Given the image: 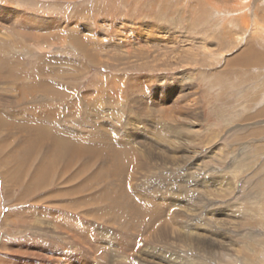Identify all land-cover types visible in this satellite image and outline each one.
Listing matches in <instances>:
<instances>
[{"label":"rangeland","instance_id":"rangeland-1","mask_svg":"<svg viewBox=\"0 0 264 264\" xmlns=\"http://www.w3.org/2000/svg\"><path fill=\"white\" fill-rule=\"evenodd\" d=\"M59 135L99 159L28 195L3 176ZM0 146V264H264V0H0Z\"/></svg>","mask_w":264,"mask_h":264},{"label":"bare ground","instance_id":"bare-ground-1","mask_svg":"<svg viewBox=\"0 0 264 264\" xmlns=\"http://www.w3.org/2000/svg\"><path fill=\"white\" fill-rule=\"evenodd\" d=\"M208 2V1H207ZM207 4V3H206ZM242 3L240 2L239 4H237V6L234 8V10L232 12H240V9H238L240 7ZM244 13V12H243ZM229 16V13L226 12V16ZM238 16L235 18V20L239 23V26L242 28H248L249 27V19L246 18L245 15H241V14H237ZM255 25H259V24H255ZM150 30V29H149ZM164 30V29H163ZM166 30V29H165ZM151 32V31H149ZM161 32V31H160ZM164 32V31H163ZM231 34V33H230ZM167 35V34H166ZM174 35V34H173ZM160 36V35H159ZM166 38V37H165ZM169 38V37H168ZM162 42V45H169L170 43H174L175 39L171 37V39H163L160 40ZM160 44V43H159ZM158 46V45H157ZM90 54V53H89ZM97 57V56H96ZM89 59H93L92 57H89ZM238 63L243 66L246 67L247 66H252V65H256L259 59V51L256 48V44H250L248 47H246V49L243 51V53L239 54L238 57ZM99 60V59H98ZM161 60V59H160ZM95 62V61H94ZM97 62V61H96ZM146 64V63H145ZM252 69V68H251ZM153 71V70H152ZM164 80V79H163ZM143 84L140 85V83H137L138 89H144V88H148L146 84V82L141 81ZM56 85V84H55ZM44 86V85H43ZM47 86V85H46ZM44 86L43 88H45L46 90L40 89L42 91H46L45 93L48 95H50V97H52V95L54 96L55 93L57 95H61L60 91H57V87L56 89H54L51 85V87H46ZM37 88V87H36ZM35 89V88H34ZM38 89V88H37ZM60 89V88H59ZM36 91V90H35ZM41 91V93H42ZM43 92V93H44ZM142 93L144 92L141 91ZM181 93V92H180ZM36 94V93H35ZM147 94H149V90L147 92ZM45 95V94H44ZM48 95V96H49ZM56 95V96H57ZM64 96V95H63ZM150 96V94H149ZM37 97V96H36ZM47 96H44V98H46ZM40 98V97H39ZM54 98V97H52ZM59 98V97H57ZM178 98V96H177ZM184 98V97H183ZM23 99V98H22ZM37 99V98H36ZM49 98H47L48 100ZM61 99V98H60ZM46 100V99H44ZM51 100V99H49ZM55 99L51 100L54 101ZM36 101V100H35ZM50 101V102H51ZM56 101V100H55ZM126 101V100H125ZM135 101V100H133ZM137 101V99H136ZM179 102V100H177ZM183 101V100H182ZM181 101V102H182ZM174 102V101H173ZM39 103V102H37ZM187 103V102H186ZM190 103V102H188ZM187 103V104H188ZM45 104V103H43ZM49 104V103H47ZM172 104V103H171ZM133 105V104H132ZM175 105V104H174ZM190 105V104H189ZM192 105V104H191ZM50 106V105H49ZM176 106V105H175ZM180 106V105H179ZM182 106V105H181ZM168 107V106H167ZM172 107V105H171ZM184 107V106H183ZM188 107V106H186ZM190 107V106H189ZM50 109V107H48ZM52 109V108H51ZM161 110H157V113H159L158 116L162 117L164 116V108L160 107ZM178 109V108H177ZM176 109V110H177ZM184 109V108H183ZM189 109V108H188ZM134 110V109H133ZM51 111L52 114H56L57 111H52V110H48ZM141 111V110H140ZM178 111V110H177ZM188 111V110H187ZM132 112L133 111H129ZM139 112V111H138ZM45 113H48L47 111H45ZM44 113V114H45ZM172 113V112H171ZM170 113V114H171ZM178 113V112H177ZM191 113V112H190ZM44 114H42V116H44ZM93 114V113H92ZM169 114V113H168ZM187 114V112H186ZM167 115V112H166ZM172 115V114H171ZM174 115V114H173ZM172 115V116H173ZM48 116V114L46 115V117L44 119H46ZM179 117V116H178ZM168 118V116H167ZM174 119V118H173ZM179 119V118H178ZM173 122V121H172ZM176 126V125H175ZM156 128V127H155ZM166 128V127H165ZM168 128V127H167ZM170 128V126H169ZM174 129V128H173ZM181 129V127H180ZM178 130V129H177ZM166 131V130H165ZM181 131V130H180ZM159 132V131H158ZM47 134L46 132H43V137L42 140H46ZM169 137V136H168ZM178 137V136H177ZM42 140L37 139L36 137H28L27 140L25 141V143L23 145H21V150H18L12 154L17 153V156H13L10 155L8 157H5L4 159H1V161H3V164H1L4 167H8L10 166V168L7 169V171H5L3 173V176L5 178H7L9 176V178L11 179V181L14 182H20V179L24 176V175H28L30 178H32V188L31 190H28L26 192V194L28 195L30 193V191L36 192V190H40L43 187L49 186L50 184V180L52 181V179L55 178L56 179V175L60 177L61 180H64L68 177V173L69 171L75 166L78 165L80 162H82V160L84 159L85 155L94 158L95 160H98V156L95 153L91 152V149L87 146H83L81 144H75L74 142H72V140H68L65 137L62 136H58L56 139H53L51 143H53V150L43 146L44 142ZM168 140V139H167ZM173 140V139H172ZM160 141V140H159ZM4 142V141H3ZM133 143V142H132ZM170 144V143H169ZM80 146L81 149L80 150H73L72 147L74 146ZM133 145V144H132ZM148 145V144H147ZM171 146V145H170ZM3 147V146H2ZM0 146V156H2V153L4 154L6 151V147L2 148ZM180 148V147H179ZM137 149V148H136ZM49 152V154H47L46 156L43 155V151ZM164 150V149H163ZM19 152V153H18ZM158 152V151H157ZM116 155L114 158L111 159V161L114 163L113 166H111L112 168H117V172L121 171L124 172L125 168L120 165V159L121 157L126 159V162L128 161L129 164L130 162H132L134 160L135 157V150L126 148L123 149L122 151L116 150ZM141 153V152H139ZM143 154V153H142ZM40 156H43L42 158ZM36 158V162L37 158L43 159L41 164H33L34 160ZM163 159V158H162ZM9 162V164H8ZM11 162H14V164H11ZM63 163V164H60ZM56 165L58 167H60L61 165H64V168L61 169V171L59 173H56ZM32 168L34 170H32ZM118 174L113 175V172H109L108 170L105 171H101L99 172L96 176H93L91 178V181H95V182H102L104 181L105 184L110 183L111 180H114L115 177ZM54 180V183H55ZM74 179L71 178L69 180V182L73 181ZM9 182V180H8ZM53 182V181H52ZM53 183V184H54ZM90 184V183H89ZM86 185H84L85 187ZM88 186V185H87ZM88 188V187H87ZM83 189H80L79 192H81ZM99 195H96L97 198L99 199H104V202H108V199L106 198V196H108L104 191L99 192ZM98 194V193H97ZM92 195V194H91ZM94 196V195H93ZM111 200L114 201L115 206H119V204L116 202V198L115 197H111ZM103 201V200H102ZM101 202V200L98 201V204ZM122 203V202H121ZM122 207V206H121ZM151 213L154 215V210L151 206H149ZM156 211V210H155ZM158 213V212H157ZM125 215V214H124ZM145 216L147 217L148 215L145 214ZM228 220V219H227ZM130 221V220H129ZM134 221V220H133ZM234 221V220H233ZM231 221V222H233ZM236 223V222H235ZM131 225V224H130ZM126 226V225H125ZM127 227V226H126ZM129 227V226H128ZM216 236V235H215ZM214 237V236H213ZM199 238V237H198ZM209 238V237H208ZM210 241V240H209ZM214 241V240H213Z\"/></svg>","mask_w":264,"mask_h":264}]
</instances>
